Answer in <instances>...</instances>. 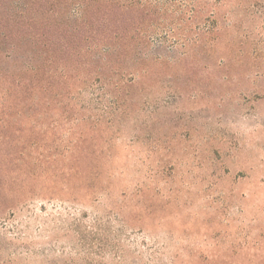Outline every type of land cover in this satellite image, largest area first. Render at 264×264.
Masks as SVG:
<instances>
[{
	"label": "rangeland",
	"instance_id": "1",
	"mask_svg": "<svg viewBox=\"0 0 264 264\" xmlns=\"http://www.w3.org/2000/svg\"><path fill=\"white\" fill-rule=\"evenodd\" d=\"M0 264H264V0H0Z\"/></svg>",
	"mask_w": 264,
	"mask_h": 264
}]
</instances>
